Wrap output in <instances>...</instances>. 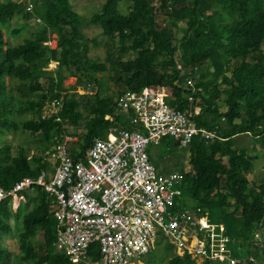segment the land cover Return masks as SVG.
<instances>
[{
	"label": "trees",
	"instance_id": "1",
	"mask_svg": "<svg viewBox=\"0 0 264 264\" xmlns=\"http://www.w3.org/2000/svg\"><path fill=\"white\" fill-rule=\"evenodd\" d=\"M121 1L105 0L88 19L104 34L118 38L121 53H136L125 60L108 56V66L89 56L91 40L81 30L80 15L71 0H33V12L19 0H0V138L6 131L21 127L40 137V151L52 145L53 133L54 139H59L67 132L66 123L77 125L84 117L77 154L81 157L95 138L107 137L110 127L136 128L125 113L118 112L116 98L99 90L103 81L97 78V72L111 67L116 83L124 90L165 88L171 106L180 110L193 107L197 124L216 130L220 136L208 142L198 138L191 142V170L181 171L184 198L191 200L190 206L206 211L210 222L224 225L233 264H264V243H256L254 238L255 231L264 227V181L257 188L250 187L247 174L254 157L233 143L239 133L264 135V0H129L127 15L119 12ZM20 13L26 19L39 17L41 26L32 37L10 45L2 24ZM180 22L184 23L183 35L178 40ZM50 63L54 68L47 70ZM204 65L213 67L212 78L206 79ZM63 67L77 77L75 89L93 85L94 94H69ZM227 69H231L229 76ZM42 77H46L45 86ZM189 77L202 89L193 94V103L188 101ZM219 80L226 85L222 92L217 88ZM14 89L26 97L24 102L20 100L23 105L18 112L36 115L21 121L20 126L14 117L15 101H19ZM221 93L227 106L224 111L217 103ZM54 99L60 101L58 111L44 115L46 104ZM47 168L40 155L30 156L23 147L12 154V146L0 141L1 186L11 187L15 181L35 177ZM26 199L35 205L21 215L18 249L22 261L72 264L55 245L56 206L40 187H35L32 194L17 193L9 203H0V235L11 230L10 219L20 215ZM232 205L234 209L229 210ZM165 248L172 251L169 246ZM91 253L98 256L97 245ZM8 255L0 243V264H9ZM165 264H196V260L173 253Z\"/></svg>",
	"mask_w": 264,
	"mask_h": 264
},
{
	"label": "built area",
	"instance_id": "2",
	"mask_svg": "<svg viewBox=\"0 0 264 264\" xmlns=\"http://www.w3.org/2000/svg\"><path fill=\"white\" fill-rule=\"evenodd\" d=\"M19 1L33 12V0ZM186 86L193 103V94L202 89L192 77L186 79ZM166 95L165 88L124 90L116 98L117 107L136 128L110 127L107 137L95 138L81 157L77 156L79 138L70 135L32 152L30 156L40 155L48 168L11 187L0 185V203L42 188L56 206L55 245L72 264H143L140 258L151 252L157 238H164L165 247L177 255L202 263L233 264L224 225L210 222L206 211L189 205L181 173L159 172L151 160L150 146L164 138L186 148L194 138L206 142L220 138L216 130L197 124L193 107L180 110L167 102ZM49 104L58 111V99ZM254 238L263 245L264 227L255 231ZM94 245L96 258L91 253ZM250 260L255 259L250 256Z\"/></svg>",
	"mask_w": 264,
	"mask_h": 264
},
{
	"label": "rangeland",
	"instance_id": "3",
	"mask_svg": "<svg viewBox=\"0 0 264 264\" xmlns=\"http://www.w3.org/2000/svg\"><path fill=\"white\" fill-rule=\"evenodd\" d=\"M105 0H71L72 6L75 11L80 15L81 19V30L84 32L86 38L91 40L90 42V51L89 56L97 62H105L107 65H110L107 57L116 58L120 56L123 60L133 58L136 53L129 50L124 53L119 51V42L117 37L106 35L102 32V29L99 25L91 24L88 22V19L95 13L98 12ZM131 2L129 0H123L119 3V12L121 14H128L129 7ZM183 22L178 24L177 38L178 40L183 35ZM41 26V21H36V17H31L26 19L22 13L15 14L10 20L2 24V28L6 32L7 39L10 45H14L22 42L25 38L32 37L33 32ZM14 29H21L19 32H14ZM56 35H52V38H55ZM128 43V42H127ZM54 44V41H53ZM264 50V45H263ZM234 62L230 64L231 68L233 67ZM54 68L53 63H50L47 66V70ZM206 74V79H210L214 76L213 67L211 65H204L203 69ZM62 73L66 75L65 85L68 87V93H76L77 96L85 94L84 91L88 90L89 94H94L95 88L93 85H79L76 89L74 86L77 83V77L66 68H62ZM226 75L231 74V69L225 71ZM97 78L103 81L102 87L99 89L102 93L110 95L114 98H117L119 92L123 91L125 88L116 83V76L114 70L109 67L104 72H97L95 74ZM195 77H199V73L195 74ZM40 81L46 85V77L40 78ZM226 85L223 84L220 80L218 82L217 88L222 92L223 88ZM13 95L19 101H15V119L20 126V122L31 117H36L34 113L28 111L18 112V108L21 107L26 100V97H22L16 89L13 90ZM33 95V97H35ZM32 97V95H30ZM224 94L221 93L220 98L217 100L220 110L224 111L227 109V106L223 102ZM21 100V102H20ZM55 112V108L51 104H46L43 114L51 115ZM119 113H123L122 110L118 108ZM85 115V111H84ZM85 118L83 117L77 125H71L69 122L64 126L67 129V132L63 135H68V133L77 134L79 138V143L81 142L82 131L84 130ZM62 135V136H63ZM55 133L51 137V142L54 143ZM58 136V135H57ZM77 138L76 136H72ZM60 137L59 139H61ZM1 143H7L12 146V154H16L19 147L26 148V151L29 155L32 152L38 150L40 143V137L28 130H23L21 127L17 129H12L6 131L4 137L0 138ZM52 143V144H53ZM234 146L238 149H244L247 153L254 157L252 160V169L250 173L247 174L249 180V185L251 188H257L264 181V135L260 137H254L251 134L239 133L233 137ZM40 149V148H39ZM149 154L154 165L157 167L159 172L168 173H181V171H190L191 165L189 163V148L184 147L176 143L171 138H164L159 144L152 145L149 148ZM34 192V191H33ZM29 193V192H28ZM32 194V193H30ZM233 202V200H231ZM35 203L26 199L21 207L20 215L17 217H12L10 219L11 230L8 233L0 235V243L8 252L9 264H27L22 261V254L18 249V237L21 232V215L27 212L29 209L33 208ZM235 205L231 206L229 210H233ZM165 239L157 238L154 248L146 256L140 258V262L143 264H165L169 257L173 254V251H167L165 248ZM196 264H203L202 259L197 258Z\"/></svg>",
	"mask_w": 264,
	"mask_h": 264
}]
</instances>
